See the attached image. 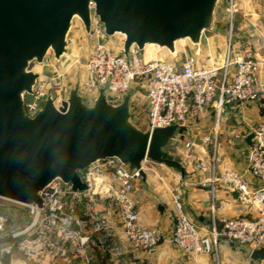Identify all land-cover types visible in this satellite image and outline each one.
<instances>
[{
	"label": "built area",
	"instance_id": "2783aa9c",
	"mask_svg": "<svg viewBox=\"0 0 264 264\" xmlns=\"http://www.w3.org/2000/svg\"><path fill=\"white\" fill-rule=\"evenodd\" d=\"M90 9L89 37L94 44L84 64L83 85L94 98L104 88L113 104H119L130 91L135 100L136 88H142L146 115L133 110V118L142 119L145 129L194 125L211 108L221 119L226 106L238 105L244 110L258 99V76L264 62L253 48L245 47L241 54L229 52L223 64L208 65L201 63L197 53L186 51L177 55L175 50L173 57L148 58L133 46L124 55L108 46L111 36L106 35L93 4ZM227 9L234 10L228 5ZM222 71L225 76L221 81ZM52 81L38 78L34 93L26 100L29 115L37 114L49 95L57 107L61 106L56 102ZM249 134H254V139L247 152L246 169L227 170L211 178L237 193L238 209L244 215L226 218L220 229L214 227L211 234L204 235L183 212L179 196H174L177 213L171 243L181 253H209L221 237L250 252L264 246V120L250 131L237 132L235 137L246 141ZM204 141L211 143L212 138L206 136ZM172 146L176 150L184 148L185 159L179 161L182 169L193 162L200 171H209L211 164L206 158L190 153L197 146L194 139L177 134ZM80 174L86 190H73L71 184L56 179L39 193L41 205L0 196V240L9 239L0 242V264H153L142 260L140 254L154 251L162 233L140 221L133 197L138 173L109 158L93 163ZM247 174L258 181L257 187L250 186Z\"/></svg>",
	"mask_w": 264,
	"mask_h": 264
},
{
	"label": "water",
	"instance_id": "95a60500",
	"mask_svg": "<svg viewBox=\"0 0 264 264\" xmlns=\"http://www.w3.org/2000/svg\"><path fill=\"white\" fill-rule=\"evenodd\" d=\"M220 0H0V196L25 204H42L39 193L61 179L84 191L81 171L98 161L116 158L146 184L144 163L152 161L182 170L168 150L181 124L153 130L133 118L130 91L119 104L100 88L88 102L79 87L70 88L57 107L49 95L34 116L26 100L40 74L30 69L50 50L59 61L68 52L73 21L91 29V4L107 36L124 37V55L133 46L144 52L157 45L174 53L180 40L195 45L215 32ZM254 134L247 136L251 146ZM9 239L0 240V242ZM251 258L264 261V247Z\"/></svg>",
	"mask_w": 264,
	"mask_h": 264
},
{
	"label": "crops",
	"instance_id": "0c3cea01",
	"mask_svg": "<svg viewBox=\"0 0 264 264\" xmlns=\"http://www.w3.org/2000/svg\"><path fill=\"white\" fill-rule=\"evenodd\" d=\"M256 21L258 19L252 17L248 18L245 23L242 21L235 23L236 37L240 39V49L234 52L241 54V49L244 48L242 46L245 45V47L253 48L258 58L264 62V27L261 28L262 32L260 31L259 34L254 28V25L257 24ZM216 32L215 25V32L212 33ZM243 34L245 38H243ZM243 39L245 43L241 41ZM180 41H184V44L179 48ZM180 41L176 44L178 53L181 51L180 49L182 51L189 49V53L194 50V53L199 56L200 51L211 46V39L206 37L205 33L198 45L190 42L192 46H189L187 39ZM241 42H243L242 46H240ZM158 49L164 50V48ZM145 50V55L148 58L158 57V53L151 55L148 48ZM152 51L157 52V50ZM258 77L260 83L258 99L246 109L242 110L238 105L226 106V113L219 122L213 113L214 109L211 108L196 124L183 125V129L178 132V135L196 141V154L207 160L210 159L209 156L213 157L208 172L200 171L193 162L186 164L182 170L178 169L180 171L178 174L162 168L164 164L155 163L157 166L153 167L152 174L146 172V184L141 179L136 180L133 197L136 209L139 211L140 221L145 226L157 227L162 233L159 246L154 251L140 254L142 260H150L153 264H215L216 261L217 264H264L263 260L251 258L252 252L249 248L231 244L223 237L215 244L216 257L206 253L183 254L171 243L175 222L174 196L176 195L179 196L183 212L200 227L202 233H209L214 227L220 229L222 221L226 218L244 215L238 209L237 193L231 191L221 181H214L211 178L214 176L218 178L227 170L242 172L248 165L247 152L250 146L247 141H241L235 135L241 130H252L257 122L264 120V63ZM216 130H218V136L215 139ZM206 136L212 138L211 143L204 141ZM183 150L184 148L180 147L177 153H181V151L183 153ZM246 178L251 187L259 185L252 175L247 174ZM247 216H253V214Z\"/></svg>",
	"mask_w": 264,
	"mask_h": 264
},
{
	"label": "rangeland",
	"instance_id": "374dc122",
	"mask_svg": "<svg viewBox=\"0 0 264 264\" xmlns=\"http://www.w3.org/2000/svg\"><path fill=\"white\" fill-rule=\"evenodd\" d=\"M227 5L228 7L232 6V9L234 10L228 11ZM252 17L258 19V21H256L257 24L254 25V28L257 29L260 34L261 28L264 27V0H221L215 14L217 32L205 33V36L211 39V46L199 52L201 63L203 65H208L211 63L223 64L224 60L228 57L229 52H231L232 54L236 52L235 50L239 51L238 49H240V39H237L236 37L235 23L239 21L245 23L248 18ZM243 38H245L244 34ZM122 40H124V37L122 35H113L108 40V46L111 47L114 52H121L123 50ZM241 41H244L245 43L244 39ZM68 42V52L63 55L59 61L54 57L53 51L50 50L42 63L34 61L30 64V69L34 72L39 73L41 77H48L49 79L53 80L51 85L54 89L55 95L57 96L56 102L58 105L62 104V101L65 100L67 96V91L73 87H79L80 93L83 95V98L88 102H93L94 97L91 92H89L84 87L83 82L85 81L84 64L93 50L94 43L89 35H87L81 21L77 18L73 21V27L69 33ZM187 42L188 44H190L189 46H192L188 39ZM182 44H184V41H180L178 43L179 48L180 46H182ZM242 45L243 42H241L240 46ZM242 47L244 48H242L241 51L245 49V45ZM147 48L149 49V53H152L151 55H156L158 53V57L163 58L174 56L167 49H158L160 47H158L157 45H149L145 49L147 50ZM152 50H157V52H153ZM180 50L181 51H179L177 55L185 54V51H182V49ZM189 51L190 50L188 49L186 52L189 53ZM190 53H194V50H191ZM224 76L225 74L222 71L220 75L221 81L224 79ZM135 91L136 97L135 100H133L132 104L133 110L137 111L138 114L142 113V116L145 117L147 108L145 103L144 91L142 88H136ZM213 113L214 115H216L215 111ZM223 117H221V119ZM216 119L219 120V122L221 121V119H218V116ZM134 121L137 125H141V127H143L141 124L142 119L136 120L134 118ZM190 153L194 154L195 151L192 149ZM168 155L177 161L185 159L182 151L181 153H177V150L174 146H171L169 148ZM191 158L189 160H192ZM209 158L210 159H208L207 161H209V164H211L213 157L209 156ZM155 166H157V164L153 163L152 161H146L144 170L145 172L152 174V169ZM164 166L165 165H163L162 168L171 170V172L174 171L176 174L180 172L178 171V169L172 166ZM173 213L176 216L177 209L175 204L173 206ZM211 232L212 230L209 233L202 234L209 235L211 234ZM206 254H212L216 257L217 251L215 249V246L211 252ZM216 262L214 263L217 264Z\"/></svg>",
	"mask_w": 264,
	"mask_h": 264
},
{
	"label": "bare ground",
	"instance_id": "6f19581e",
	"mask_svg": "<svg viewBox=\"0 0 264 264\" xmlns=\"http://www.w3.org/2000/svg\"><path fill=\"white\" fill-rule=\"evenodd\" d=\"M147 46H149V45H147ZM147 46H146V47H147ZM146 47H145V48H146Z\"/></svg>",
	"mask_w": 264,
	"mask_h": 264
}]
</instances>
